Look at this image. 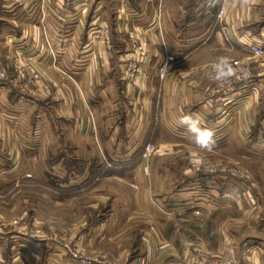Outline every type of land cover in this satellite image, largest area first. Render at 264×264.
<instances>
[{"label": "crops", "instance_id": "0c3cea01", "mask_svg": "<svg viewBox=\"0 0 264 264\" xmlns=\"http://www.w3.org/2000/svg\"><path fill=\"white\" fill-rule=\"evenodd\" d=\"M107 1L0 0V64L7 62L12 70L16 55L21 64H32L46 83L51 84L50 91L33 95L34 99L42 97L38 98L39 102L50 99L52 104L59 105V116L75 121L76 131L85 138L92 128L89 123L92 111L87 102H94L98 96L108 97L105 90L96 97L91 95L90 73L97 72V65L87 61L95 53L101 55V46L93 45V40L101 38V32L96 35L94 29L111 26L110 22L114 21L112 35L116 47L113 44L112 53L116 56L129 50L130 55L134 53L127 38L123 39L129 31H136L142 41L141 76L126 80L124 67L120 65L122 74L118 80L115 74L110 75L111 71L116 72L110 58L104 65L108 72L104 84L113 92L118 110L115 120L121 128L129 129L131 146L136 137L143 139L140 152L147 143L155 142L169 154L149 160L148 175L140 158L104 162L113 174L109 179L122 180L127 187L145 184L146 191L131 194L133 199L141 201L135 208L115 209L113 216L104 221L87 219L80 229L84 243L78 244L79 250L108 258L114 264H201V261L225 259L235 264H264L262 242L246 239L237 246L231 234L224 233L220 236L224 238L223 247L214 244L211 248L199 235L198 238L186 236V230L192 227L198 231L200 227L196 215L202 212L197 207L204 201L199 198L205 196L202 191L209 188L217 194L220 190L219 196L227 204L234 199L235 181L191 173L190 169L198 162H188L183 156L210 151L194 144L177 124L182 114H199L205 126L215 132L216 144L211 150L215 152L233 149L234 143L245 145L253 130L259 128V122L264 121V58L253 64L255 71L250 78L234 84L229 91H215V82L209 78L218 57L249 63L252 54L246 48L247 42L252 40L264 46V0L249 3L218 0L212 9L207 8L208 0H178L177 3L162 0L161 15L158 0H114L113 18L107 15ZM176 5L182 9L177 17L170 12ZM221 5L225 6L226 14L217 20ZM225 26L229 31L226 34ZM77 55L85 58V63L77 64ZM167 56L172 60L168 61L167 73L161 78L160 68ZM75 71L85 73L81 87L54 78L58 72ZM27 95L11 83L0 84V109L12 120L10 126L4 123L0 128V140L6 141L11 134L18 135L12 126L19 125ZM119 125L112 132L115 136ZM6 149L10 151L9 146L0 142L1 170L7 167L3 165ZM137 178L144 184L138 183ZM236 185L244 191L243 183ZM99 195L101 203L107 201L108 197ZM161 203L165 206H160ZM211 207L207 212H212ZM139 232L145 235L137 242L132 235ZM42 239L45 238L37 240V245L44 250L39 255L43 264H79L63 246L64 242ZM228 247L231 256L219 255ZM1 260L0 264H9Z\"/></svg>", "mask_w": 264, "mask_h": 264}, {"label": "rangeland", "instance_id": "374dc122", "mask_svg": "<svg viewBox=\"0 0 264 264\" xmlns=\"http://www.w3.org/2000/svg\"><path fill=\"white\" fill-rule=\"evenodd\" d=\"M161 1L158 0L160 15ZM177 1L174 0L176 3ZM106 4L109 6L107 15L113 18L115 2L108 0ZM179 10L182 9L177 5L170 8V12L173 11L176 17ZM110 23L111 26H101V38L93 40V45L101 46V55L97 56L95 53L87 61L97 65V72L90 73L91 95L93 93V97H96L97 93H103L104 90L108 92L107 98L98 96L94 102H87L92 111L89 115V123L92 126L89 137H82L76 131L75 121L59 116L61 114L59 105L52 104L50 99L39 102L44 98L34 99V96L28 93L29 96H26L25 104L21 108L22 118L18 120L19 125L12 126L18 135L11 134L6 141L0 140L5 147H10V151L6 149L8 152L3 156V165L7 167L4 170L0 169V263L3 259L9 264H43L39 255L41 256L44 250L37 245L40 238L47 241H62L64 247L65 244L81 246L84 238L80 229L87 219L104 221L113 216L115 209L135 208V204L141 201L133 199L131 194L146 191L144 181L140 178H137V182L143 183V186L133 184L128 187L122 180L109 179L108 177L113 174L104 162H107V159L140 158L145 165L144 173L148 175L147 162L169 154L160 145L149 142L155 148L148 157H144L146 145L149 143L140 152L143 148V139L135 137L131 146L132 139L127 135L129 129L121 128L119 122L115 120L118 110L110 86L104 84L108 75L104 67L109 59L113 58L111 64H114L116 72L111 71L110 75L115 74L119 80L122 74L121 66L125 71V65L131 61V50L121 56L112 53L113 44L116 47L112 35L115 24L114 21ZM94 32L97 35L96 28ZM107 33L111 39L109 47L104 43ZM131 33L129 31L128 37H123L127 38L130 46L133 41ZM68 58L71 59L70 56ZM75 58L77 64L85 63L82 56L77 55ZM139 65L141 67L142 63ZM84 74L83 71L58 72L54 78L74 85L77 83L81 87ZM99 82L103 83V86L99 85ZM98 87L101 88L98 90ZM47 95L49 94H45ZM120 98L123 99V94ZM5 113L0 109V114L6 120L4 123L10 126L12 120L7 118ZM117 124L119 133L115 136L112 132ZM258 125L259 128H255L248 140H245V145L238 146L234 143L233 149H219L205 154L198 153L195 156L186 153L183 156L188 162H198L190 169L191 173L208 174L222 177V180L235 181L232 187L234 199L228 200L227 204L222 202L220 190L213 194L209 188L203 189L205 196L199 198L204 201L200 199L202 205L197 204L202 212L196 215L200 227L196 229L198 231H194L192 227L191 230H186V236L198 238L199 235L202 241H208L207 246L211 248L215 247L214 244L223 247L224 238L220 236L224 233L231 234V239L237 241L235 242L237 246L246 239L259 241L264 245V121H260ZM122 132L125 134H121ZM218 162L230 169V172L233 171L234 175L233 172L226 175L220 169L218 170L220 172H213L209 165ZM206 169H210L208 171L211 173H206ZM119 175L124 177V174ZM241 175H248L251 183L245 184ZM241 182L244 191L236 185L241 186ZM99 194L108 197L107 201L101 203ZM164 204L161 203L160 206L164 207ZM205 206H210L212 212H207L210 207ZM144 235L145 233L139 232L133 233L132 237L136 236L135 240L139 242ZM230 249L225 248L219 255L231 256ZM83 252L89 254L85 250Z\"/></svg>", "mask_w": 264, "mask_h": 264}, {"label": "built area", "instance_id": "2783aa9c", "mask_svg": "<svg viewBox=\"0 0 264 264\" xmlns=\"http://www.w3.org/2000/svg\"><path fill=\"white\" fill-rule=\"evenodd\" d=\"M218 0H215V2H211V0H208L207 8L212 9L217 6ZM226 14V8L224 5H221L218 8L217 13V20L221 19ZM223 31L228 33V27H223ZM101 32V29H97V33ZM108 32V31H107ZM131 40L132 46L134 48V53L131 54L130 57V63H127L125 65V78L126 80H132L138 76L141 75V67L139 63H141V59H143V50H142V41L139 36V34L135 31L131 33ZM104 43H106L108 46H110L111 39L107 33L105 35ZM249 52L252 54L250 62L247 63L244 60H238L233 59L231 60L232 65L237 70V77L233 78L229 82H226L224 84H218L215 82V91L217 92H226L233 88L234 84L243 81L245 79H248L252 76V73L255 71V68L253 64L256 61H259L260 59L264 58V46L262 44L257 43L256 41H248L247 47ZM139 57V60H138ZM172 60L171 57L166 58V62L163 66L160 68V77L166 75L167 73V66L168 61ZM10 65L6 62L4 65H0V84L2 83H11L14 87L21 89L24 92H27L32 95H36L38 93H46L47 91H50L51 84L49 85V82L46 83L43 75L39 73L36 68L32 64H21L19 58L17 55L13 59V66L12 70H10ZM133 81V80H132ZM4 124V117L0 114V128L3 127ZM154 145L152 143H149L146 145L144 157H148L150 153L154 150ZM209 163V162H208ZM213 168V172H216L220 169L222 173H225L226 175L230 174L231 171L221 163H213L209 165V168ZM211 168V169H212ZM210 169H206V173H211L208 171ZM218 171V172H220ZM234 175V172L232 173ZM238 176V175H237ZM242 181H244L245 184L249 185L251 183V178L248 175H241ZM65 247L68 248L70 253L73 255L74 258H76L79 261V264H114L112 261L108 258L102 259L101 257L95 256V255H89L87 253H84L79 250L78 244L75 245H69L65 244ZM201 261V264H229L231 262L228 259H225L223 261H217V260H211L204 262ZM231 264H235L231 262Z\"/></svg>", "mask_w": 264, "mask_h": 264}, {"label": "clouds", "instance_id": "9594fccd", "mask_svg": "<svg viewBox=\"0 0 264 264\" xmlns=\"http://www.w3.org/2000/svg\"><path fill=\"white\" fill-rule=\"evenodd\" d=\"M211 2H215V0H211ZM244 2L249 3L251 0H244ZM209 78L218 84H224L233 78H238L237 70L228 57L221 56L212 64V73ZM177 124L185 130L191 141L199 148L207 151L214 148L216 144L215 132L212 128L205 126L204 120L199 114H182L178 118Z\"/></svg>", "mask_w": 264, "mask_h": 264}]
</instances>
